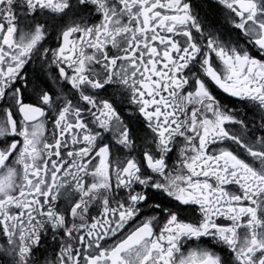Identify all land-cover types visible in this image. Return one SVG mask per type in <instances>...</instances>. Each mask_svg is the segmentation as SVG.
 Wrapping results in <instances>:
<instances>
[{
    "label": "snow or ice",
    "instance_id": "6c2138e0",
    "mask_svg": "<svg viewBox=\"0 0 264 264\" xmlns=\"http://www.w3.org/2000/svg\"><path fill=\"white\" fill-rule=\"evenodd\" d=\"M0 264H264V0H0Z\"/></svg>",
    "mask_w": 264,
    "mask_h": 264
}]
</instances>
